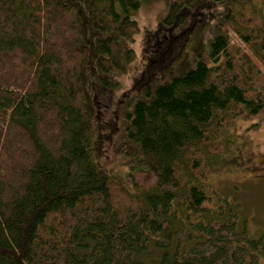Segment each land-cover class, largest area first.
Listing matches in <instances>:
<instances>
[{"label":"trees","instance_id":"trees-1","mask_svg":"<svg viewBox=\"0 0 264 264\" xmlns=\"http://www.w3.org/2000/svg\"><path fill=\"white\" fill-rule=\"evenodd\" d=\"M148 0H84L96 67L126 73ZM195 0H165L163 22ZM241 27L216 34L183 75L144 86L122 135L156 163L133 190L97 160L86 88V33L72 0H0V264H259L235 199L208 186L205 164L228 128L264 111V18L227 0ZM113 85L115 82H107ZM202 154V155H201ZM207 165V166H206Z\"/></svg>","mask_w":264,"mask_h":264},{"label":"rangeland","instance_id":"rangeland-1","mask_svg":"<svg viewBox=\"0 0 264 264\" xmlns=\"http://www.w3.org/2000/svg\"><path fill=\"white\" fill-rule=\"evenodd\" d=\"M75 2L82 15L86 33V88L90 94L95 132L94 150L99 163L118 176L122 184L133 190L130 175L139 169H149L156 163L153 156H145L134 143L122 135L124 112L131 98L140 94L144 86L166 82L173 75H183L192 65L196 53H208L213 37L221 32L233 34L240 29L231 16L227 0H195L184 6L185 20L172 25L163 22L167 11L165 0L142 2L132 14L139 24L133 41L125 47L135 51V59L126 73H102L96 67V39L105 33L93 29L88 21L84 0ZM245 15L264 18V0H253L239 7ZM108 81L115 82L108 85ZM229 144L211 156L205 154V164L221 172L208 175L209 187L235 199L240 204V216L254 234L264 233V111L258 118H241L223 135ZM202 155V154H201ZM207 166V165H206ZM259 264H264L261 259Z\"/></svg>","mask_w":264,"mask_h":264}]
</instances>
